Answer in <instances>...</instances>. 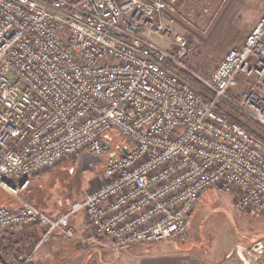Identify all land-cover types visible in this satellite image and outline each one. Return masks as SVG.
Returning a JSON list of instances; mask_svg holds the SVG:
<instances>
[{"label": "built area", "instance_id": "obj_1", "mask_svg": "<svg viewBox=\"0 0 264 264\" xmlns=\"http://www.w3.org/2000/svg\"><path fill=\"white\" fill-rule=\"evenodd\" d=\"M167 10L165 0H0V191L15 198L0 203V233L39 225L38 246L53 233L74 239L82 214L117 247L185 239L210 190L264 212V135L220 102L264 129V14L198 87L181 75H196L197 46ZM112 149L103 182L60 213L22 195L38 172Z\"/></svg>", "mask_w": 264, "mask_h": 264}, {"label": "rangeland", "instance_id": "obj_2", "mask_svg": "<svg viewBox=\"0 0 264 264\" xmlns=\"http://www.w3.org/2000/svg\"><path fill=\"white\" fill-rule=\"evenodd\" d=\"M165 1L168 4L167 14L175 19L174 32L187 36L197 46L188 61L196 74L193 76L196 81H199L198 77H208L230 49L241 46L264 14V0ZM152 39L159 46L168 45L160 37L153 36ZM195 84L202 87L197 82ZM245 88H239L238 93ZM247 127L264 135L256 126ZM114 151L96 154L86 150L42 170L32 178L22 195L49 214L60 213L103 182L101 177ZM234 200L235 196L231 193L210 190L197 203L185 239L167 240L157 245L175 247L181 254L194 256L203 263L222 264L232 258L240 261L238 254L242 251L248 263L264 264V212L250 208L239 210ZM1 202H15V198L0 191ZM54 234L57 233H53L49 240ZM80 235H83L84 246L79 245L82 252L76 256L64 251L46 255L41 249L33 257L38 245L30 243L19 249L17 255L22 261L15 252H10L6 259L11 264H22L24 260L23 264H70L74 261L78 264H114L116 260L112 255L106 257V253L111 249L117 250V246L95 236L88 227L84 233L78 231L74 239L82 240ZM7 236L8 230L0 233L2 247L6 245Z\"/></svg>", "mask_w": 264, "mask_h": 264}, {"label": "crops", "instance_id": "obj_3", "mask_svg": "<svg viewBox=\"0 0 264 264\" xmlns=\"http://www.w3.org/2000/svg\"><path fill=\"white\" fill-rule=\"evenodd\" d=\"M72 224L75 226L77 232L78 231L80 232V234L84 233L86 231V227H88V223L84 215H78L77 217L73 218ZM43 233H44V228L39 225L31 226L29 228L15 227L8 230V236L6 237V244L8 243L16 244V248L14 252L17 255L20 248H24L28 246L30 243L32 244L35 243L37 246L43 236ZM54 235L55 236H53V238H51L50 240L49 238L46 239L42 244H40L37 247L33 257L41 249H43V252L46 255L48 254L50 255V253L53 251H55V253H58L59 251H64V253L66 254H68L69 252L72 255L76 256L77 254H80L82 252V249L79 248V245L81 244L82 246H84V241H83L84 239L82 238L83 235L79 236V239H82L79 241H76L75 239L74 240L67 239L63 234L60 233ZM65 239L69 241H66ZM158 243L161 242L118 247L117 250L116 249L109 250V252L106 253V257L112 255L113 260H116L113 262L114 264H209V263H203L201 260H199L194 256L181 254L175 247H171V248L163 247L161 245H157ZM17 256L19 261H22L21 257H19L20 255ZM238 257L240 261L239 260L236 261L235 259L232 258V259H228L226 262L222 264H250L246 260V257H244L242 251L238 254ZM25 261L26 260H24L22 264ZM44 263L47 262H43L42 264ZM58 263L59 262H57L56 264ZM70 264H78V263L74 261L71 262ZM253 264H258V263H253Z\"/></svg>", "mask_w": 264, "mask_h": 264}, {"label": "trees", "instance_id": "obj_4", "mask_svg": "<svg viewBox=\"0 0 264 264\" xmlns=\"http://www.w3.org/2000/svg\"><path fill=\"white\" fill-rule=\"evenodd\" d=\"M181 75L185 79H188L189 81H191L193 83L197 82L198 84H200L203 87L202 83L200 81H196L192 75L187 74L185 72H182ZM220 102H221V104L228 107V109H229L228 119L230 121L238 122L240 125H242L244 128H246L249 131H251V129L249 127H247L248 125L256 126L261 132L264 133V129L261 126H259L253 119H251L250 117L245 115L243 112H241L240 110H238L234 106L228 105L224 100H221ZM241 117L244 119L242 120ZM206 194H207V192L204 195H206ZM15 248H16V244H14V243H8L3 247L0 245V264H11V263H8L6 258H8V254L10 252L14 253Z\"/></svg>", "mask_w": 264, "mask_h": 264}]
</instances>
